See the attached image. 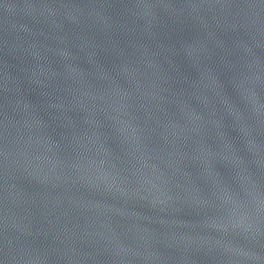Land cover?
<instances>
[{
	"label": "water",
	"instance_id": "95a60500",
	"mask_svg": "<svg viewBox=\"0 0 264 264\" xmlns=\"http://www.w3.org/2000/svg\"><path fill=\"white\" fill-rule=\"evenodd\" d=\"M0 264H264V0H0Z\"/></svg>",
	"mask_w": 264,
	"mask_h": 264
}]
</instances>
